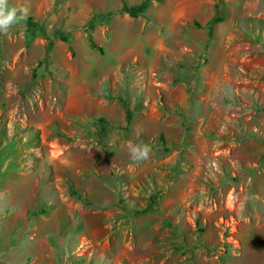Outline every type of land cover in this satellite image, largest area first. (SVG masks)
Listing matches in <instances>:
<instances>
[{"label":"rangeland","instance_id":"rangeland-1","mask_svg":"<svg viewBox=\"0 0 264 264\" xmlns=\"http://www.w3.org/2000/svg\"><path fill=\"white\" fill-rule=\"evenodd\" d=\"M138 1L7 0L0 264H264V0Z\"/></svg>","mask_w":264,"mask_h":264},{"label":"trees","instance_id":"trees-1","mask_svg":"<svg viewBox=\"0 0 264 264\" xmlns=\"http://www.w3.org/2000/svg\"><path fill=\"white\" fill-rule=\"evenodd\" d=\"M150 1L151 0H141L140 2L135 3V4H132V5H127L125 2H122L121 10L123 12H125L129 17L136 18L138 16H141L145 12V10L147 9L148 4H149ZM221 20H222V17L219 16V15H215L212 18V21H211V23L208 26V37L211 36L212 25L214 23L220 22ZM26 24H27V29H38L40 31V33L42 35H44L43 29L36 22H34L30 17L27 18ZM92 27H93V25L92 24H89L88 28H86V32H87V42H88V44L90 45L91 48H95V49H97L98 51L101 52V47L98 46L94 42V40H93V38H92V36L90 34V31L89 30H91ZM54 37H57L61 41L65 42L67 44V49L69 51L71 50V47L68 44V42H69L68 35H66V34H64L62 32H57L56 31L54 33ZM45 39H46V42H47V44H46V51H49V49L52 46V40L49 37H47V36H45ZM131 119H132L131 109L126 107L125 108V124L122 126L125 131H128V129H129V125L131 123ZM98 120L100 122H103L104 121V119L102 117L98 118ZM102 130H104V127H102ZM160 137L163 138L162 136H160ZM71 191L77 197L79 196L78 193L74 189H72ZM155 199H156V196L155 195L149 196V203L147 204V206L143 210L137 211V213L145 212L147 209L151 208L152 203L155 201Z\"/></svg>","mask_w":264,"mask_h":264},{"label":"clouds","instance_id":"clouds-1","mask_svg":"<svg viewBox=\"0 0 264 264\" xmlns=\"http://www.w3.org/2000/svg\"><path fill=\"white\" fill-rule=\"evenodd\" d=\"M27 9L10 7L7 0H0V32H7L11 26L26 19ZM128 151L132 161L138 162L149 158L152 151L147 143L128 142Z\"/></svg>","mask_w":264,"mask_h":264},{"label":"crops","instance_id":"crops-1","mask_svg":"<svg viewBox=\"0 0 264 264\" xmlns=\"http://www.w3.org/2000/svg\"><path fill=\"white\" fill-rule=\"evenodd\" d=\"M141 0H139L138 2H140ZM138 2H136V3H138ZM96 6L95 7H97V9H103V8H105L107 5H106V2H105V0H96ZM94 4V5H95ZM133 4H135V3H133ZM110 5V4H109ZM116 5V4H115ZM132 5V4H131ZM121 7H122V4H121ZM60 40V39H59ZM61 41V40H60Z\"/></svg>","mask_w":264,"mask_h":264}]
</instances>
